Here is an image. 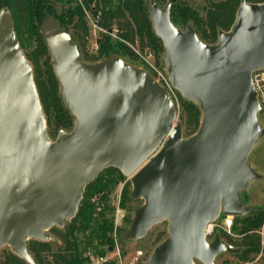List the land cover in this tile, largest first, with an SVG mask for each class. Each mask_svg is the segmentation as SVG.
Here are the masks:
<instances>
[{"label":"water","instance_id":"95a60500","mask_svg":"<svg viewBox=\"0 0 264 264\" xmlns=\"http://www.w3.org/2000/svg\"><path fill=\"white\" fill-rule=\"evenodd\" d=\"M169 6H151L150 18L171 86L202 111L199 130L185 139L174 104L152 76L116 60L84 63L55 25L47 43L75 126L51 142L31 66L10 13L0 11V248L34 264L25 242L50 240L46 231L74 218L86 186L113 167L144 202L126 238L139 240L168 222V236L146 264H213L221 253H237L218 237L207 241L205 229L219 213L244 216L239 193L259 178L247 158L264 135L251 81L264 69V2L242 0L214 46L192 27L172 24Z\"/></svg>","mask_w":264,"mask_h":264},{"label":"rangeland","instance_id":"374dc122","mask_svg":"<svg viewBox=\"0 0 264 264\" xmlns=\"http://www.w3.org/2000/svg\"><path fill=\"white\" fill-rule=\"evenodd\" d=\"M67 1L68 0H54L53 2H51L52 9L56 14H60L63 9H67L69 6L73 8L76 6H79L80 8L84 7L81 8V10H83V20L86 26V30L82 34H80V40L78 42L81 43V46H78L77 41V43H73L76 44L78 53V47H80L87 63L98 64L110 60H116L121 61L123 64L129 66L134 70L148 74L153 78L158 77V73H156L155 71L161 73L164 78L168 77V72L166 71L164 63L163 44L154 33L150 18V7L153 6L161 10L163 9V7H166V5H170V0H160L161 2L157 0L143 1L144 8L146 9L148 23L149 25L151 24V30L154 33L156 40H158L161 45V50H159L158 53H155V51H153L149 46H146V43H144V46H141L139 38L136 35L133 38V42H127L119 36V31L118 29H116V27L112 30V32H109L107 29H101L97 25L100 14H97L95 10L96 8L101 7L100 5L96 6L94 3H92L87 8L83 5V0H70L69 3H67ZM179 1L184 2L187 6L191 7L201 17L205 16L206 10L209 8L208 0ZM210 1L218 2L221 0ZM55 25L62 28L63 31L71 37V31H66V29H68L69 27H61V24L58 20H56L55 16L48 15L47 17H45L42 20L41 25H39L38 30L40 38L46 47V51L44 56L41 57L38 61V65L35 67L36 76L37 79H39V86L35 85V88L36 92H38V88L41 92V95L38 92L39 103L41 108L43 106H46L49 111V113L46 114L42 108L47 135L51 142H55L57 140L58 134L61 132L71 133L75 126V117L71 115L68 109H66V107H64L63 105V99L59 91L60 84L56 75H54L53 59L51 57L50 48L47 43V36L52 34L50 28H54ZM188 26L193 28L192 24L188 23L186 26H182L180 29L184 30ZM230 28L226 31H220L228 32ZM102 35L108 37L112 42L121 43L122 45L126 46L127 50L123 52V50L118 46L115 50H112L109 53H101L99 41L102 39ZM215 39V43L210 44V46H214L218 42L217 36ZM35 46L36 43L32 42L31 46L27 45L23 49L24 51H22L23 53H30L35 48ZM28 62L31 66L33 76L32 61L28 60ZM46 71L51 72V74L54 76L55 83L53 85V88H51L49 86L50 84H48L45 75ZM56 96L58 97V107L67 110L68 115H61L59 112H57V108L53 103ZM177 100L178 103H176L175 105V124L181 125V136H183L184 139L189 138L194 135L200 128L202 122V111L196 104H194L190 100L182 98L179 92L177 93ZM184 102L195 105L198 108L199 112L195 116H190L182 107ZM260 107V110L256 113V118L258 126L264 132V105H260ZM247 164L252 168L254 172L259 175V178L253 180L249 188L241 190L239 193V198L241 199L243 207L247 209V212L244 216H252V214L255 213L258 209H264V135L251 149V152L247 158ZM105 170V172H101V176L106 178L107 175H113V183L110 185L111 187L106 192L91 197L89 203L93 204L95 213L102 211L107 205H109L112 209L111 213H107L105 216L106 218H110L113 220V230L111 233L112 244L109 246L112 247V250L109 251V247L106 245L100 247L97 246L96 250L93 248L94 246L89 248L84 247L85 238L87 236L86 233L75 231L72 235V240L80 242L79 250L83 253V257L87 259L84 264H146L156 245L168 236V222L165 219L159 221L145 233V236H143L139 240L126 238L125 232L129 229L133 222L134 212L140 206H142L144 202L140 198L133 199L131 197L133 186L131 185L130 177L123 175L119 170L112 167H107ZM90 189V186L87 189L85 188L82 199L83 196L84 199H87V196H85V194H89ZM82 199L80 201H82ZM236 217H226L222 213H219L218 219L213 222L214 234L207 237V241L210 242L215 237H218L222 242L226 243V239L228 237L232 244H226L237 250V256L231 255L229 253H221V255L217 256L213 260V264H264V228L261 227L259 230L252 232L251 234L249 233L245 237L239 236L230 230L231 226L227 229L225 225V220L227 218H230L232 219V221H234ZM73 219L74 218L70 219V221H64L63 226L53 227L52 229H48L46 231V234L52 236V239L49 241L50 246L48 247V251L46 250V248H40V241L36 239H28L25 242L26 251L32 257L33 253H31V251L35 248V253H37V263L45 264L46 262L52 264L53 253L62 252L65 248L66 242L63 240L62 234L64 235L66 232L67 234H69V228L76 222V220ZM118 220H121V222L120 225H118L115 229V224ZM54 238H56L57 240H55ZM72 240L69 241L71 242ZM93 245H95V243ZM253 247H259L258 251H252ZM99 253H101V255H99ZM12 256L21 259L15 253H13L9 247L3 246L0 248V264H11L10 261L12 259L10 258H12ZM100 258H103L104 261L101 262ZM25 264L27 263L25 262ZM195 264L200 263L198 261H195Z\"/></svg>","mask_w":264,"mask_h":264},{"label":"trees","instance_id":"16d2710c","mask_svg":"<svg viewBox=\"0 0 264 264\" xmlns=\"http://www.w3.org/2000/svg\"><path fill=\"white\" fill-rule=\"evenodd\" d=\"M53 1L54 0H0V11L6 9L10 13L13 28L21 50L27 45L31 46L32 42L36 43L35 48L30 53H24L25 58L32 61L34 83L36 86H39V79H37L35 67L38 65V61L44 56L46 51V47L40 38L38 30L42 20L48 15L55 16L56 20L61 24V27H69L66 31H71L70 35L73 42H78L80 40V34L86 30L83 20V10H81L79 6L74 8L69 6L67 9H63L60 14H56L52 9L51 2ZM69 1L70 0H68L67 3H69ZM143 1L144 0H83V5L87 8L92 3L96 6H101L95 9L97 14H100L97 25L101 29H107L109 32H112L116 27L119 31V36L127 42H133V38L136 35L139 38L141 46H144V43H146V46H149L155 51V53H158V51L161 50V45L160 42L156 40V37L151 30V24L149 25L148 23ZM208 1L209 8L206 10L205 16L201 17L184 2L175 0L170 3L169 17L171 23L179 28L191 23L198 39H201L205 44L210 45L215 43V38L220 30L226 31L231 27L242 0H221L218 2ZM243 1L252 4H261L264 2V0ZM99 42L101 53H109L110 51L115 50L118 46L123 52L127 50L126 46L121 43L112 42L104 35H102V39ZM77 44L79 46L81 43L78 42ZM78 48L80 58H82V61L87 64L82 50L80 47ZM45 75L48 84H50L49 86L53 88L55 83L54 76L49 71H46ZM38 92L41 95L39 88ZM57 99L58 97L56 96L53 102L57 108V112L61 115H68L67 110L58 107L59 103L57 104ZM182 107L190 116H195L199 112L198 108L190 103L184 102ZM42 108L46 114L49 113L46 106H43ZM105 171L106 170H103L102 173ZM102 173L86 186V189L89 186L91 187L89 194H85L87 199L85 198V200L83 196L82 201H80L77 213L73 219L76 220V224L74 223L75 225L73 224L69 228V234H67V232L64 235L62 234L63 240L66 242L65 248L62 252L53 253L52 264H84L87 261V259L83 257V253L79 250L80 242L72 240V235L75 231L86 233L87 236L85 238L84 247L89 248L94 246L93 248L96 250L97 246L100 247L106 245L109 247L112 244L111 233L113 230V220L105 217L107 213H111L112 209L107 205L105 209L95 213L93 204L89 203L91 197L106 192L113 183V175L110 174L104 178L101 176ZM261 227L264 228V209H258L252 214V216H237L236 219L232 221L230 230L239 236L245 237L249 233L251 234L252 232L259 230ZM69 240L72 241L70 242ZM226 240L227 244H232L228 237ZM49 243V241L39 242V246L42 249L46 248L48 251V247L50 246ZM94 243L95 245H93ZM258 249L259 247H253L252 251H258ZM35 250L36 249L34 248L31 251V253H33V261L34 264H39L37 263V253H35ZM99 255H101V253H99ZM231 255L237 256V254ZM10 259H12L10 261L11 264H25L23 260L16 257L12 256ZM45 264L49 263L45 262Z\"/></svg>","mask_w":264,"mask_h":264},{"label":"built area","instance_id":"2783aa9c","mask_svg":"<svg viewBox=\"0 0 264 264\" xmlns=\"http://www.w3.org/2000/svg\"><path fill=\"white\" fill-rule=\"evenodd\" d=\"M155 72L158 73V77L153 79L158 83V85L161 88L167 91V94L169 95L171 102L172 104H174V108H175L176 103H178L177 100L178 91L171 86L169 77L164 78L161 73H159L158 71ZM251 81H252V86H254L257 102L260 105H264V69L253 71L251 74ZM120 222L121 220H118L116 222L115 229L117 228L118 225H120ZM231 224H232V219L227 218L225 220L226 228L228 229L231 226ZM213 231H214V224L211 223L205 229L206 239L207 237L214 234Z\"/></svg>","mask_w":264,"mask_h":264},{"label":"flooded vegetation","instance_id":"af4514ba","mask_svg":"<svg viewBox=\"0 0 264 264\" xmlns=\"http://www.w3.org/2000/svg\"><path fill=\"white\" fill-rule=\"evenodd\" d=\"M81 8H84V7H81ZM63 226V225H62ZM53 228V227H52ZM52 228H50V229H52ZM55 235H57V234H55ZM58 237V236H57ZM51 239H52V236H51ZM50 239V240H51ZM55 240H57L56 238H54ZM50 240H43V241H50ZM42 241V242H43ZM41 242V241H40ZM109 251H111L112 250V247H109V249H108ZM230 254V253H229ZM237 254V253H236ZM42 259H43V255H42ZM101 259V262H103L104 260H103V258H100ZM99 264V263H98ZM100 264H102V263H100Z\"/></svg>","mask_w":264,"mask_h":264}]
</instances>
